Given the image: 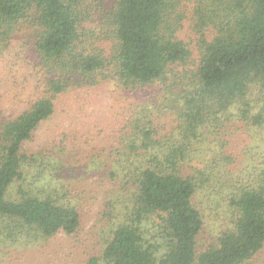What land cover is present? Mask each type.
I'll list each match as a JSON object with an SVG mask.
<instances>
[{"label": "trees", "instance_id": "16d2710c", "mask_svg": "<svg viewBox=\"0 0 264 264\" xmlns=\"http://www.w3.org/2000/svg\"><path fill=\"white\" fill-rule=\"evenodd\" d=\"M107 2L0 0V56L13 41L28 45L43 76L40 95L0 123V256L22 246L44 254L52 237L78 233L82 187L87 174H95L97 188L106 191L103 216L112 221L119 204L125 219L110 224L109 239L85 264H249L264 248V162L245 180L227 178L231 228L198 251L203 218L192 200L218 158L193 168L190 159L205 136L232 135L228 124H264V0ZM91 20L106 26L101 34L111 48L98 47L101 36ZM186 21L196 51L179 35ZM205 29L214 33L208 41ZM111 81L126 95L161 94L164 113L138 102L127 107L121 135L97 159L68 152L65 133L31 145L69 89L90 92ZM151 218L158 222L147 230Z\"/></svg>", "mask_w": 264, "mask_h": 264}, {"label": "rangeland", "instance_id": "374dc122", "mask_svg": "<svg viewBox=\"0 0 264 264\" xmlns=\"http://www.w3.org/2000/svg\"><path fill=\"white\" fill-rule=\"evenodd\" d=\"M107 1V4L112 2V0ZM91 22L93 28L97 27V34L101 36L98 47L111 48V39L103 41L102 34L105 33L106 26L100 25L99 22L95 24L93 20ZM191 28L192 24L188 21L184 22L179 35L196 51L198 46L194 42L195 35ZM213 34L212 29H205L204 36L207 41L213 37ZM27 47L18 41H13L8 50L0 56V123L28 108L42 90V71L37 66L33 51L29 50L30 46ZM160 95L155 92L142 93L136 97L126 95L113 81L90 92L87 89H77V91L69 89V92L58 100L52 117L42 122L36 129L31 145L43 146L59 140L58 133H65L67 151L76 152L78 158L88 160L91 154L96 159L105 156L109 153L113 138L121 135L120 129L129 119L127 107L130 110L133 104L138 102L160 106L164 113L165 105L163 98L159 99ZM251 95L254 96L253 92ZM249 99H252L250 95ZM259 106L262 105L259 103ZM254 107L257 108L258 103L254 104ZM252 112H255L254 108ZM154 115L160 118L159 114ZM163 117L162 114L160 119L162 120ZM170 118L171 116L166 115L163 120L168 127L167 130L171 127ZM225 129L228 131L233 129L232 135L223 133L211 134V137L205 136L204 144L198 146V153L190 159V166L193 168L198 167L200 162L205 164L218 158L217 163H214L215 167L210 179L204 184L206 188L201 189L192 200L203 218V228L196 241L198 251L216 245L221 233L231 228L232 212L227 206L226 196L232 182L227 178L237 175L245 180L253 167L264 162V124L260 127H252L249 123L239 121L228 124ZM223 142H226V146L221 149ZM221 152H224L225 156ZM228 158L230 165L224 160ZM219 172L223 174L222 178H219ZM93 175L87 174L86 182L82 187L87 194L80 202L82 223L78 233L70 236L59 233L52 237L44 244V254L41 250H31L22 246L19 252L1 255L0 263L9 260L11 264H85L91 256L98 255L110 237L112 229L110 224L124 220L125 210L120 212L122 205L118 204L115 205L116 216L112 221L103 216L105 208L100 199L106 191L97 188L96 183L99 179ZM101 186L106 187V190L110 188L106 179H103ZM118 186L119 184L116 188ZM89 192L93 194L88 195ZM126 193L125 189L121 199L125 198ZM157 222L155 218L147 221V230H152ZM249 264H264V248Z\"/></svg>", "mask_w": 264, "mask_h": 264}]
</instances>
